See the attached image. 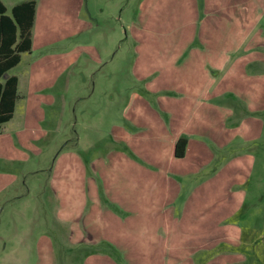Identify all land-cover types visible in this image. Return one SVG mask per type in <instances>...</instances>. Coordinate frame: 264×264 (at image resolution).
<instances>
[{
	"label": "rangeland",
	"instance_id": "1",
	"mask_svg": "<svg viewBox=\"0 0 264 264\" xmlns=\"http://www.w3.org/2000/svg\"><path fill=\"white\" fill-rule=\"evenodd\" d=\"M4 1L11 14L24 0ZM36 2L33 48L1 79L17 76L20 97L0 128V263L86 264L52 261L43 251L60 215L71 220L82 213L70 179L51 173L100 169L99 153L106 150L105 169L123 165L120 150L142 164L126 142H114L116 125L133 132L128 113L148 101L171 127L164 97L181 100L165 106L182 105L185 95L176 90L198 83L178 79L203 74L211 81L201 101L217 107V124L205 129L211 118L190 114L184 136L208 145L211 161H203L209 149L201 144L196 160L184 162L186 173L173 177L183 188L178 215L190 200L188 209L199 217L166 233L186 236L188 249L221 259L246 253L242 264H253V255L264 252V0ZM193 167L199 171L188 173ZM216 211L217 236L208 223ZM235 233L241 240L227 241Z\"/></svg>",
	"mask_w": 264,
	"mask_h": 264
},
{
	"label": "crops",
	"instance_id": "2",
	"mask_svg": "<svg viewBox=\"0 0 264 264\" xmlns=\"http://www.w3.org/2000/svg\"><path fill=\"white\" fill-rule=\"evenodd\" d=\"M1 1L5 3L4 0ZM33 44L32 38V48ZM140 77L144 78V76ZM178 81L188 82L191 87L193 83L198 85L194 89H187V92L183 91L187 86H179L176 92L184 93L185 96L180 97L184 102L174 108L165 105L172 99L181 100L169 95L164 97L166 102L162 110L171 117V127L162 112L159 113L152 108L148 101L145 103L146 106L131 109V114L128 113L134 126L133 132L128 131L122 124L116 125L118 132L114 142H126L131 149L130 153L140 157L142 164L139 161L137 164L136 160L120 150L119 156L123 160V165L115 170L105 169L108 167L111 155L109 150H106L99 153L101 155L99 160L103 166L105 165L100 169L77 170L71 171L70 174L69 171L51 173V177L55 179L58 177L70 179L68 183L76 191L73 202L77 205L81 204L82 207V213L74 219L67 220L62 217L64 214L60 215L57 223L53 224L55 229H50V234L43 240V251L52 261L58 262V259L63 258L67 263H70L71 259H79L77 261L83 260L86 264L96 260L100 264H230L231 262L242 264V261L248 257L246 253L235 252L224 254L221 259L219 254L212 256L198 252L195 248L188 249L186 243L189 240L186 236L176 235L174 238L166 233V227L177 225L176 227L182 231L180 226L190 225L199 217L197 209L193 212L188 209L190 200L182 202L185 208L182 214L180 212L178 215L177 209L181 203L178 202L177 197L183 188L173 178L186 173L183 169L184 162L192 158L196 160L193 155L198 156L199 148L204 144L184 136L190 132L188 128L190 114L198 115L197 121L203 118L202 114L209 116L211 119L205 123V129L213 130L217 124L216 120L213 121V114L217 119V107L212 103L208 105L201 101V89L211 79L199 74L193 81H187L185 77ZM165 100H162V104ZM203 125L199 124V129ZM182 137L186 138L188 143L185 155L178 157L175 154V146ZM204 145L207 150L209 149V155L203 161L209 162L213 151L208 145ZM133 166L136 170H133ZM196 171H199V168L193 167L188 173L192 174ZM99 178L104 179L103 186L99 185ZM183 214L185 216H182ZM211 217L215 220L208 222L212 227L211 233L213 234L214 231V235L217 236L220 216L217 217L216 211ZM183 221L191 223L183 224ZM234 226L238 232V225L234 224ZM229 232L227 230V234ZM235 234L227 235V241L237 242L240 235ZM253 257L255 259L253 264H264V252L256 253Z\"/></svg>",
	"mask_w": 264,
	"mask_h": 264
},
{
	"label": "trees",
	"instance_id": "3",
	"mask_svg": "<svg viewBox=\"0 0 264 264\" xmlns=\"http://www.w3.org/2000/svg\"><path fill=\"white\" fill-rule=\"evenodd\" d=\"M37 10L36 0H24L8 7L0 0V128L12 119L18 94V77L13 75L2 81V77L21 61V53L32 49V29ZM188 140L179 138L175 154L183 157ZM4 264V263H0Z\"/></svg>",
	"mask_w": 264,
	"mask_h": 264
}]
</instances>
